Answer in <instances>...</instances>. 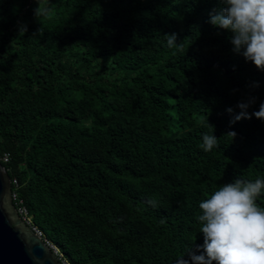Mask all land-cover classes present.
Instances as JSON below:
<instances>
[{
	"label": "trees",
	"instance_id": "16d2710c",
	"mask_svg": "<svg viewBox=\"0 0 264 264\" xmlns=\"http://www.w3.org/2000/svg\"><path fill=\"white\" fill-rule=\"evenodd\" d=\"M41 3L48 16L34 15L37 0H0L13 204L67 264H176L203 244L201 200L264 178V120L230 124L226 111L250 97L259 110L264 72L208 22L218 0ZM169 33L184 51L167 47ZM204 133L219 147L203 151Z\"/></svg>",
	"mask_w": 264,
	"mask_h": 264
},
{
	"label": "clouds",
	"instance_id": "9594fccd",
	"mask_svg": "<svg viewBox=\"0 0 264 264\" xmlns=\"http://www.w3.org/2000/svg\"><path fill=\"white\" fill-rule=\"evenodd\" d=\"M218 2L222 7L211 9L208 22L231 33L232 51L264 72V0ZM37 3L34 15L48 16L51 9L41 0ZM18 31L24 35L27 26L22 25ZM165 39L168 48L184 51L182 43H177L176 33L165 34ZM255 100V97H250L247 101L238 102V113L228 107L226 111L232 116L230 124L253 116L264 120V103L259 105L258 111H248ZM227 134L232 138L237 135L234 131ZM202 141L200 147L205 152L219 147V140L213 133H204ZM262 196L264 178L254 181L237 178L201 200L196 220L203 234V244L178 257L176 264H264V207L258 203ZM147 203L153 208L158 206L155 199L150 198Z\"/></svg>",
	"mask_w": 264,
	"mask_h": 264
},
{
	"label": "water",
	"instance_id": "95a60500",
	"mask_svg": "<svg viewBox=\"0 0 264 264\" xmlns=\"http://www.w3.org/2000/svg\"><path fill=\"white\" fill-rule=\"evenodd\" d=\"M0 264H63L17 213L12 199L11 179L1 164Z\"/></svg>",
	"mask_w": 264,
	"mask_h": 264
},
{
	"label": "built area",
	"instance_id": "2783aa9c",
	"mask_svg": "<svg viewBox=\"0 0 264 264\" xmlns=\"http://www.w3.org/2000/svg\"><path fill=\"white\" fill-rule=\"evenodd\" d=\"M0 160L2 161V162H4V163H7L8 161H9V156H8V154H4L1 158H0ZM11 184H14L15 186H17V182L16 181H11ZM12 199H13V203H14V201H16L17 200V195L15 194V193H13L12 192ZM18 206H15V208H16V210H17V213L19 214V216L21 217V219L32 229V231L36 234V235H38L39 237H41L42 238V235H41V232L37 229V228H35L34 226H31V224H30V221H29V218H28V214H27V211L24 209V208H22L21 207V205H22V203H21V201H19L18 202V204H17ZM43 239V238H42ZM44 242L48 245V246H50V248L54 251V253H55V255L57 256V254H58V252H57V250H56V248L55 247H53L50 243H48V242H46L45 240H44ZM58 257V256H57ZM59 258V260H60V257H58ZM61 261V260H60ZM63 264H67V263H65L64 261H61Z\"/></svg>",
	"mask_w": 264,
	"mask_h": 264
}]
</instances>
